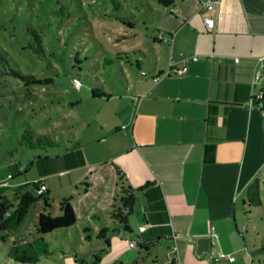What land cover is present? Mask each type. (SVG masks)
<instances>
[{
  "label": "crops",
  "instance_id": "obj_1",
  "mask_svg": "<svg viewBox=\"0 0 264 264\" xmlns=\"http://www.w3.org/2000/svg\"><path fill=\"white\" fill-rule=\"evenodd\" d=\"M169 7L174 20L154 36L157 64L135 84L128 82L129 100L115 110L117 116L126 112L125 117L96 139L100 143L118 132L124 137L98 149L106 156L93 161L94 166L82 145L57 154L58 161H39L32 181L43 179L51 199L74 187L78 221L88 222L100 216V206L112 212L115 202L123 200L119 184L123 192L145 198L137 189L159 185L167 213L162 220L151 215L145 220L146 198L139 229L149 225L143 246L165 238L168 249L177 244V253L170 251L172 261L163 264H253L237 200L242 197L246 205L250 184L259 178L260 186L264 175V108L256 99L263 87L256 73L264 69V0H221L210 11H200L199 0H175ZM206 15L217 18L214 29L207 27ZM185 64L186 74L172 70L155 80L170 67ZM212 102H218L215 122L209 121ZM125 125L129 131H122ZM208 142L216 143L213 161L205 160ZM9 175L0 178V195L25 182L11 183ZM99 239L108 246L104 237Z\"/></svg>",
  "mask_w": 264,
  "mask_h": 264
},
{
  "label": "rangeland",
  "instance_id": "obj_2",
  "mask_svg": "<svg viewBox=\"0 0 264 264\" xmlns=\"http://www.w3.org/2000/svg\"><path fill=\"white\" fill-rule=\"evenodd\" d=\"M169 8L161 0H0V51L10 54L17 69L51 79L29 86L15 75L0 74V178L11 174V183L25 181L16 186V191L0 195V201L16 204L28 191L39 190L40 182L32 181L38 172V155H57L82 145L89 165L94 166L93 161L106 156L98 149L124 137L118 132L100 143L96 139L125 117L126 112L117 116L115 110L129 100L128 82L135 84L145 70L157 64L154 36L174 20ZM34 31L42 36V53L29 46L35 40ZM0 67L5 70L2 64ZM74 78L81 81V87L75 86ZM120 95L125 97L121 99ZM26 128L52 134L58 146L47 151L22 145L19 139ZM129 130L126 125L122 128ZM124 188L122 183L118 185L120 198ZM259 188L262 205L249 196L244 206L242 197L237 200L239 224L251 250L264 247V175ZM74 190L61 189L52 199L48 190L39 193L44 197L28 208L17 229L0 228V264H93L96 259L102 264L172 261L170 251L174 247L167 248L168 239L142 245L139 223L146 201L142 193L136 195L129 215L130 205L124 207L119 199L112 212L100 206L101 219L80 220L68 229L45 234L53 253L40 262L11 258V245L40 235L39 212L60 214L62 200H74ZM119 209L133 229L125 230L115 217ZM105 226H109L105 233L109 247L99 239ZM130 239L138 244L130 246ZM258 255L252 259L253 264H264V250Z\"/></svg>",
  "mask_w": 264,
  "mask_h": 264
},
{
  "label": "trees",
  "instance_id": "obj_3",
  "mask_svg": "<svg viewBox=\"0 0 264 264\" xmlns=\"http://www.w3.org/2000/svg\"><path fill=\"white\" fill-rule=\"evenodd\" d=\"M130 25L133 26L134 23L130 22ZM34 35L35 40L32 41L29 46L37 52H44L42 36L38 31H34ZM0 64H2L5 68V70L3 71L0 67V74L5 73L15 75L16 77L22 79L25 84L29 86L47 83L51 80L50 78L38 77L33 72H25L23 70L17 69L13 66L10 54L7 52L4 53L0 51ZM260 103L264 108V98ZM218 112V102H212L209 108L210 122L216 121ZM19 143H21L22 145H27L34 149H44L47 151H49L48 149L50 147L58 146V142L52 134L35 132L30 128L25 129L24 133L19 139ZM215 151L216 143L208 142L205 146V160L213 161ZM48 153L49 152H47L46 155L37 156V160L40 161L42 165L49 163V161H58L61 157L60 155H50ZM51 165L52 164H50V167ZM22 168L25 169L24 167ZM10 178H12V175H9V179ZM137 190L144 191L146 194L147 204L145 206V220H148L149 215H151L154 220L164 219V215L165 213H167V211L161 186L155 185L153 183H148ZM259 190V178H256L249 186L248 196L250 197V200L252 202L258 205H262L263 201L260 196ZM5 191H3V193H5ZM43 197L44 195L39 194L37 190H30L25 193L19 203L15 204L11 201H0V228L7 231L17 229L24 220L28 208ZM135 199L136 195L134 193H130L127 191L124 192L123 206L127 207L128 205H130V210L127 211L128 215L131 214L134 209L133 202ZM116 217H118L119 222L124 225V229L129 230L128 218L125 216L122 210L119 209L117 211ZM96 218L101 219L100 216ZM78 220L79 219L74 205L72 204L71 197L63 199L61 202L60 214H53L46 210L39 212L37 216V229L40 235L32 240L11 245L9 248V256L11 258H14L15 260L22 262L35 263L42 261L43 258L50 256L53 253L50 241L46 238L45 234L51 233L57 229H68L71 226L77 225ZM141 234V238H145L144 231ZM101 237L105 238L106 244L109 246L110 239L108 237H105V234L103 232H101ZM262 250H264V247H257L256 249L252 250L251 253L254 258H258V252ZM98 262L100 261L96 259L93 264H99Z\"/></svg>",
  "mask_w": 264,
  "mask_h": 264
},
{
  "label": "built area",
  "instance_id": "obj_4",
  "mask_svg": "<svg viewBox=\"0 0 264 264\" xmlns=\"http://www.w3.org/2000/svg\"><path fill=\"white\" fill-rule=\"evenodd\" d=\"M221 3V0H199V9L200 11H210V10H216L218 8V6L220 5ZM205 22H206V25L209 29H214L216 27V24H217V18L214 17V16H209V15H206L205 16ZM195 60L198 59L197 56L194 57ZM260 61L262 63H264V56H261L260 57ZM172 70H174V73L176 75H184L188 72L189 70V67L187 64L181 66V67H170V69H168L167 71L157 75L155 77V80L158 81L160 79H162L163 77H167L169 75H171L173 72ZM74 84L76 87H81V81L78 79V78H74ZM257 81H262L263 83V87L261 89V91L259 92V94L256 96V99L261 102V100L264 98V69H260L257 71L256 73V82ZM11 176V175H10ZM38 181L40 182V187H39V190L38 193H42L44 192L45 190H48V186L47 184L45 183V181L43 179H38ZM148 224H141L140 225V231L143 232L145 231L147 228H148ZM174 238L176 239L177 238V235L174 236ZM138 244V242H136L135 240L133 239H130V246H136ZM178 251V246L177 244L174 246L173 248V253L176 254ZM221 257L223 258H229L231 260H234L235 257L232 256V255H229L227 253H222L221 254ZM165 264H170V263H165Z\"/></svg>",
  "mask_w": 264,
  "mask_h": 264
},
{
  "label": "water",
  "instance_id": "obj_5",
  "mask_svg": "<svg viewBox=\"0 0 264 264\" xmlns=\"http://www.w3.org/2000/svg\"><path fill=\"white\" fill-rule=\"evenodd\" d=\"M174 2H175V0H162V3L165 6H169V5L173 4Z\"/></svg>",
  "mask_w": 264,
  "mask_h": 264
}]
</instances>
